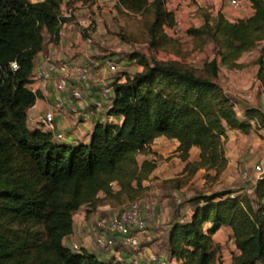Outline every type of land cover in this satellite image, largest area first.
<instances>
[{
    "label": "trees",
    "instance_id": "obj_1",
    "mask_svg": "<svg viewBox=\"0 0 264 264\" xmlns=\"http://www.w3.org/2000/svg\"><path fill=\"white\" fill-rule=\"evenodd\" d=\"M75 1L87 0H68ZM164 1L118 0L117 8L152 11L150 42L163 43L169 39L165 26L174 23ZM62 2L0 0V264H117L84 247L72 248L64 238L73 230L74 212L95 203L100 191L106 197H138L142 178L155 164L139 163L136 155L151 151L156 136L178 140L176 150L190 173L205 167L218 175L227 163L228 128L264 131V109L250 105L238 116L217 80L220 65L241 67L242 53L264 44V0H250L253 13L235 20L198 8L202 22L187 31L213 43L215 55L205 73L133 53L142 68L111 83L106 113L121 120H96L87 142L57 141L50 132L29 127L27 110L40 93L27 83L44 32L58 37ZM192 145L199 148L195 161L187 160ZM164 183L181 185L174 178ZM191 200L189 218H174L167 229L168 254L175 264H264V175L242 195L223 189ZM222 225L230 227L238 252L218 263L212 234Z\"/></svg>",
    "mask_w": 264,
    "mask_h": 264
},
{
    "label": "rangeland",
    "instance_id": "obj_2",
    "mask_svg": "<svg viewBox=\"0 0 264 264\" xmlns=\"http://www.w3.org/2000/svg\"><path fill=\"white\" fill-rule=\"evenodd\" d=\"M64 1L65 5L69 4L68 0ZM224 1L229 4L227 0H220V6H215L217 0L216 2L215 0H200V2L199 0H187L181 8L182 10L179 12L182 15L181 18L184 19V24L180 33L171 34L169 30L166 29L169 39L163 43L159 42L156 44H151L148 33V25L152 19V11L148 10L144 13L127 12L125 10L119 11L117 4H112L110 2L98 5L96 8L98 10H105L108 15L107 18H102L101 20L100 17H97V20H100L98 25L104 28L109 39L107 47H100L94 56L101 58L104 55H112L120 62V67L117 71L108 73V78L111 79L110 81H114L116 77L122 73H133L137 71L138 68H142L137 58L132 56L133 53L143 54L148 59L175 62L178 65L190 67L197 73H205V64L215 55L213 43L207 38L193 36L187 29L202 22V11L198 10L200 6L216 14L220 11ZM71 5L73 4L70 3V6ZM179 13H177V15H179ZM46 37L47 34L44 32V39ZM263 52L264 44L263 42H259L250 50L242 53L240 56L242 66L232 68L233 73L240 78L239 83H235L234 86H229L225 80L222 81L224 86L221 85V87L225 93L229 95L233 109L240 117L243 116L244 108L247 106L258 105L264 108ZM258 55H261V61H258ZM220 72L221 70L219 69L218 77L220 76V79H222L221 77L223 74ZM248 92L252 94V99H247L245 97ZM230 129L231 128H228L227 130ZM169 141L171 140L166 137H161L157 141L155 140L156 146H154V148L161 150L163 147L166 148L164 149L166 150L165 153H167L165 158H163L162 153L158 155L157 150H153L152 146H150L151 151L149 152H153L157 158H148L147 160L154 161L155 166L144 178H142V189L136 196H140L145 204L148 203L152 205V201L157 202L159 208L161 207V212L163 211V207L169 205L171 207L170 213L172 214L165 217L164 221H159L157 223L152 221L153 215L148 217L145 229L137 233L139 240L138 250H141V253H139L140 256L145 254V245H152L151 248L155 250L152 249L151 252L169 255L167 246V225L171 224L174 218H176L174 213H177L176 211L181 205H194V201L191 200L192 196L199 193H210L223 189H230L236 195L250 192L253 183L256 181L253 182L256 176L254 165L258 162L264 164V131L257 127H252L247 132L242 131L240 134L235 133V131H229L224 143L227 163L225 168L218 175H215L214 168L199 167L190 173L189 168L185 169L180 163V160L174 159L171 162L167 161L170 157L175 155L171 154L174 150L170 149L167 151V149L171 147V144L167 143ZM142 154L144 153L140 152L136 155L139 163L143 161ZM176 155L179 156V154ZM156 166L157 171L154 172ZM180 168L183 173L182 176L174 177V179H178V181L181 182L179 187L174 189L175 187L169 186L170 183H164V176L176 174ZM113 188L117 189L118 185L114 183ZM100 192L101 194L98 195L95 203H84L81 205V208L85 207L84 209H87L85 211L87 213L95 209L97 205H109L110 208L107 212L104 210L98 211L97 217L93 218L94 223L99 217L107 216L110 211L120 207L128 200L133 199V197L127 198L124 194L106 197L103 196L104 193L102 191ZM188 211L190 212V209H188ZM184 216H187V214L185 213ZM149 230L153 233L150 234V240H147L145 237ZM139 234H143V242ZM212 238L218 243L215 254L216 262H227L230 256L235 253V246L231 233L227 229H221L213 234ZM121 246L124 249H128L122 244ZM128 250L133 254L136 252V249Z\"/></svg>",
    "mask_w": 264,
    "mask_h": 264
},
{
    "label": "built area",
    "instance_id": "obj_3",
    "mask_svg": "<svg viewBox=\"0 0 264 264\" xmlns=\"http://www.w3.org/2000/svg\"><path fill=\"white\" fill-rule=\"evenodd\" d=\"M186 1L187 0L164 1L167 10L174 13V23L171 26H165V29H168L171 34H178L182 30L184 19L181 18L182 15L179 12L182 10L181 8ZM244 1L245 0H227L233 7L242 6ZM108 2L118 4V0L75 1L71 6L70 4L65 5V1L64 4L62 2L61 6L63 5V7L61 8L60 6L59 11L61 19L59 21L58 36L60 26L64 21H70L72 25L77 23L85 30L95 32L98 27V22L101 20H97V16H95L98 12L96 6ZM80 12H85L86 16H77ZM177 13H179V15H177ZM46 34L50 37L48 33ZM51 40L56 41L53 39ZM11 65L13 67L17 66L15 61H12ZM119 67L120 62L112 55H104L98 58L88 54L86 60L80 62L74 59L54 56L52 54H44L41 62H36L34 60V67L27 86L32 91H39L34 87V80H52L53 99L51 108L42 111L35 117L33 127H38L50 132L57 141H65V132L57 127L56 117L58 115H72L76 123L93 122V120H100L99 111L104 108L105 115L109 117L106 111L111 106L113 96V87L111 83L113 80L110 81L111 79L108 78V73L117 71ZM94 68H96V72H98V68L103 69L108 80L102 81L98 86V98L92 101V105L85 106L81 104V101L84 96L89 93V84ZM120 79L121 78H118L116 80ZM66 95L69 96V99ZM245 97L247 99L253 98L252 94L249 92L246 93ZM34 105L35 102L31 106ZM254 172L256 175L254 180L263 177L264 164L261 162L256 163L254 165ZM143 203V200L138 196L110 211L107 216L99 217L95 223L89 227V232L93 235L95 244L101 249L113 251L115 250L116 240H119L118 242L126 248L132 250L136 249V252L130 257V264H147L140 258L139 253H141V250H138L139 240L137 233L145 229L148 217L154 214L158 204L155 201H152V205ZM70 246L75 249L80 248L76 243ZM176 262L177 259L169 257V255L156 252L148 253V264H175Z\"/></svg>",
    "mask_w": 264,
    "mask_h": 264
},
{
    "label": "crops",
    "instance_id": "obj_4",
    "mask_svg": "<svg viewBox=\"0 0 264 264\" xmlns=\"http://www.w3.org/2000/svg\"><path fill=\"white\" fill-rule=\"evenodd\" d=\"M63 4H64V0H63ZM219 4L221 5L220 0H217V2L215 3V6H218ZM62 7L63 5L61 6V8ZM101 10H98L96 15L95 14L94 15L97 17H100V19L107 18L108 15L105 12V10H102V11ZM220 11L223 12V14L229 20H235L240 17H246V16L251 15L253 13V8L251 6L250 0H245L243 5L240 7H233L224 1L222 4V7L220 8ZM77 16L84 17L86 16V13L80 12L79 14H77ZM107 35L108 34L105 33L104 28L100 27L99 25L95 32H90L80 27V25L77 23L72 25L70 21H64L60 26V32H59L58 39L56 41H52L50 37L47 35V37L44 39L43 48L39 50L35 56V61L41 62L44 54H52L54 56L74 59V60L83 62L88 57V54L94 56V54L98 52L100 47H107V43L109 39ZM238 60L241 62L240 57ZM139 69L140 68H138L137 70ZM219 69L221 70L220 73H222L223 76L221 77L222 79H220V76H219L217 80L219 83L221 81L222 86H224V84L222 83L223 80H225L226 83L229 84V86L231 85L234 86L235 83H239L240 78L233 73L232 68L226 67L225 65H220ZM95 70L96 68H94L93 70V74H92L91 81L89 84V88H90L89 93L86 94L81 101V104L85 106L92 105V101L95 98H98V94H97L98 86L100 85V83H102V81L108 80L107 75L103 71V69L98 68V72H96ZM34 87H36L40 91V96L36 98L35 105L29 107L27 110V123L29 127L34 126L35 117L39 113L51 108L52 99H53V81L52 80H49V81L48 80L46 81L34 80ZM66 97L69 99L68 95H66ZM253 106H258V105H253ZM99 114H100V120L107 119L110 121H118V122L121 120L120 116L109 115L108 117L107 115H105L104 108L100 109ZM56 120H57V127L63 130L66 134L65 141L70 142V143H75L78 141L87 142L89 140L90 133L93 129L94 122H95V120H93V122L76 123L74 120V117L69 114H65L64 116L58 115L56 117ZM229 131H235V133H238V134L242 132L241 130L237 128H231L230 130H227V134H229ZM161 137H166V136L158 135L157 137L153 139L150 145L152 146L153 150H157L158 155L162 153L163 158H165L167 153H165L166 150L164 149L166 148L163 147L162 150L154 148V146H156L155 140L157 141ZM166 138H169V140H171L167 142L168 144L169 143L171 144V147H169L167 151L172 149L174 151H172L171 154H175L172 157H170L167 161L171 162L174 159L180 160V163L182 164V166H184L185 161L182 160L180 156L176 155L178 154V151L176 150L178 140L176 138H170V137H166ZM158 145H161V144H158ZM158 150H161V151H158ZM198 153H199L198 146L192 145L189 149L187 160L189 161L197 160ZM142 155H143L142 160L148 159V158H157L155 154H153V152H146ZM155 171H157V166L154 172ZM182 174L183 173L180 168L176 174H169V175L164 176V178L166 180L169 178H174L176 176H182ZM254 181L255 180L253 179V182ZM99 194H101V192ZM84 208L80 207L77 211L74 212L73 230L68 236L64 238V243L67 244L68 246L72 245L73 243H76L79 247H84L89 251L95 252L98 255V257L103 258V259H109L112 257L117 264H130V257L133 253L132 252L130 253L128 249L122 248L121 244L118 242L119 240H116L115 250L107 251L105 249L99 248L95 244L93 240V235L89 232V227L90 225L94 223L93 218L97 217L98 211L104 210L107 212V210H109L110 208L109 205L108 204L97 205L95 209L91 210L89 213L85 212L87 209H84ZM170 208L171 207L169 205H166V207L162 208L163 211L161 212V207L159 208V205H158L153 214L154 217L152 221H155L156 223L159 221H164L165 217H168V215L172 214L170 213L171 212ZM193 208H194L193 205H190V206L181 205L180 208L176 211L177 213H174V215L179 220H186L189 218L190 214L192 213ZM188 209H190V212L188 211ZM185 213L187 214V216H184ZM169 225L170 224L167 225V229ZM221 229H227L231 233V229L229 226L222 225L213 234H215ZM152 233L153 232L149 230L146 233L147 236L145 238L147 240H150L151 238L150 234ZM213 234H212V237H213ZM142 235L140 239L143 242L144 237ZM151 247L152 245H145L144 246L145 254L140 256L142 261H144L147 264H148V253L151 252L152 249H154ZM236 252L238 251L235 248V253Z\"/></svg>",
    "mask_w": 264,
    "mask_h": 264
}]
</instances>
